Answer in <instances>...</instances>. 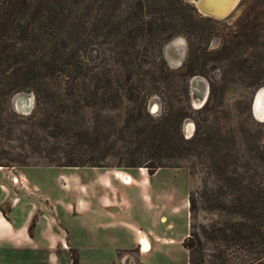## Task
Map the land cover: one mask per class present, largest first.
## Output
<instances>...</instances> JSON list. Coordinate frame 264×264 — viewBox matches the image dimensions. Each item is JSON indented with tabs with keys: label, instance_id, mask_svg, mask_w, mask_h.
I'll return each mask as SVG.
<instances>
[{
	"label": "trees",
	"instance_id": "trees-1",
	"mask_svg": "<svg viewBox=\"0 0 264 264\" xmlns=\"http://www.w3.org/2000/svg\"><path fill=\"white\" fill-rule=\"evenodd\" d=\"M214 22L190 0H0V167L186 169L199 177L182 244L188 264H264V123L251 113L257 122L233 130L215 117L228 80L209 51ZM177 37L188 55L173 71L162 51ZM224 63L246 88L264 87V54ZM194 77L210 87L200 109ZM21 93L35 96L29 115L13 108Z\"/></svg>",
	"mask_w": 264,
	"mask_h": 264
},
{
	"label": "rangeland",
	"instance_id": "rangeland-1",
	"mask_svg": "<svg viewBox=\"0 0 264 264\" xmlns=\"http://www.w3.org/2000/svg\"><path fill=\"white\" fill-rule=\"evenodd\" d=\"M194 1L190 0L195 6ZM202 16L215 21L209 51L215 61L223 60L215 67L223 66L220 72L228 80L218 87L214 116L233 130L240 123L252 126L260 122L250 111L258 90L246 88L236 78L238 69L227 67L224 60L238 62L264 54V0H240L223 20ZM241 32L249 35L250 45H229L230 37ZM162 55L171 70L182 67L188 55L185 38L168 42ZM88 56L89 65L94 66L95 53ZM205 87L210 93L202 77L189 81L191 106L193 93L199 98ZM151 104L159 106L156 113L151 112ZM12 105L17 114L27 115L34 111L36 99L21 93L14 96ZM149 110L159 116L161 100H151ZM87 113L90 120L96 116L91 110ZM169 113L175 115L176 109ZM188 124L195 131L194 121L188 119L184 134ZM2 169L0 215L9 222L12 234L27 226L29 237L19 235L14 242L19 247L2 241L0 264H188L182 244L190 229L189 195L199 185V177L188 170L163 168L150 175L146 168L125 167ZM142 240L149 244L146 253H142Z\"/></svg>",
	"mask_w": 264,
	"mask_h": 264
},
{
	"label": "water",
	"instance_id": "water-1",
	"mask_svg": "<svg viewBox=\"0 0 264 264\" xmlns=\"http://www.w3.org/2000/svg\"><path fill=\"white\" fill-rule=\"evenodd\" d=\"M239 1L240 0H232V2H230V5H227L225 7V9L222 11L213 10V8L210 7V5L208 4V1H206V0H196V1H194V4H195V6H196V8L200 14L207 16V17L217 19V20H223L236 7V5L239 3ZM196 79H199V78H196ZM259 92H260V90H258L253 97V101H252V105H251V113H252L254 118H256L260 122L264 123V119H260V118L258 119L257 113H256V106L258 104ZM208 94H209V91H208V88H206V87L204 89L203 94L199 98L195 96V93H193V98H192L193 99L192 100L193 108L194 109L202 108L205 105V103L207 102ZM158 108H159V106L157 104H151L150 110L152 113H156L158 111ZM189 125H191V124H188L185 127V136L187 139L192 137L193 131H194L193 124H192L193 129H191V130L188 129Z\"/></svg>",
	"mask_w": 264,
	"mask_h": 264
},
{
	"label": "bare ground",
	"instance_id": "bare-ground-1",
	"mask_svg": "<svg viewBox=\"0 0 264 264\" xmlns=\"http://www.w3.org/2000/svg\"><path fill=\"white\" fill-rule=\"evenodd\" d=\"M208 1V4L210 5L213 10L216 11H222L225 9L227 5H230V2L232 0H206ZM17 108V107H16ZM18 110V109H17ZM256 113H257V118L259 119H264V90H260L259 92V97H258V104L256 106ZM188 129H192V125L188 126ZM142 245V253H146L149 248V244L146 240L141 241Z\"/></svg>",
	"mask_w": 264,
	"mask_h": 264
},
{
	"label": "crops",
	"instance_id": "crops-1",
	"mask_svg": "<svg viewBox=\"0 0 264 264\" xmlns=\"http://www.w3.org/2000/svg\"><path fill=\"white\" fill-rule=\"evenodd\" d=\"M0 170H3V169L0 167ZM0 229H1L0 230V246H2L1 245L2 241L3 242L8 241L9 243L15 244V246L19 247L20 244L14 243L18 240V236L20 235L23 239L26 237H29V230L27 229V226L21 227L20 231H17L14 234H12L9 222L6 221L1 215H0ZM2 231H5V232H2Z\"/></svg>",
	"mask_w": 264,
	"mask_h": 264
}]
</instances>
